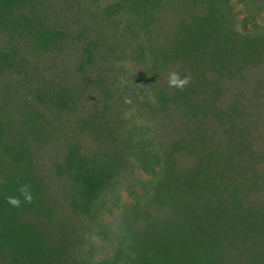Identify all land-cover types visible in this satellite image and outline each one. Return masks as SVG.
Listing matches in <instances>:
<instances>
[{"label": "rangeland", "instance_id": "rangeland-1", "mask_svg": "<svg viewBox=\"0 0 264 264\" xmlns=\"http://www.w3.org/2000/svg\"><path fill=\"white\" fill-rule=\"evenodd\" d=\"M190 8L37 0L0 14V264H24L27 248L44 264H111L167 240L182 217L176 178L215 197L204 182L222 171L236 129L264 172V47L232 79L183 61L176 39ZM170 71L188 85L169 87ZM71 150L115 170L89 214L73 210L74 186L57 171ZM18 180L34 199L12 207Z\"/></svg>", "mask_w": 264, "mask_h": 264}, {"label": "trees", "instance_id": "trees-1", "mask_svg": "<svg viewBox=\"0 0 264 264\" xmlns=\"http://www.w3.org/2000/svg\"><path fill=\"white\" fill-rule=\"evenodd\" d=\"M32 1L37 0H0V14ZM189 1V19L180 21L177 32L176 56L187 63L193 57L230 79L243 64L256 60L257 50L264 47V0ZM244 128L235 130L238 140L227 135V152L219 157L222 171L216 172L215 181L204 182L206 189L215 190V197L204 196L194 177L176 178V212L182 217L172 235L163 242L152 240V247L142 252H122L111 264H264V196L260 194L264 172L262 161L250 162L253 146ZM147 151L157 158L154 151ZM141 166L147 169L148 163ZM57 171L72 182L71 206L80 214L91 213L115 186L112 165L75 150L68 152ZM35 253L27 248L24 264H44Z\"/></svg>", "mask_w": 264, "mask_h": 264}, {"label": "clouds", "instance_id": "clouds-1", "mask_svg": "<svg viewBox=\"0 0 264 264\" xmlns=\"http://www.w3.org/2000/svg\"><path fill=\"white\" fill-rule=\"evenodd\" d=\"M188 76H181L178 72L170 71L167 82L169 87L184 89L189 83ZM7 203L12 207H20L23 204L31 203L34 199L32 185L27 181H17L15 193L5 197Z\"/></svg>", "mask_w": 264, "mask_h": 264}]
</instances>
